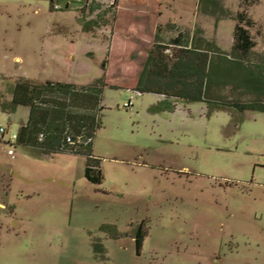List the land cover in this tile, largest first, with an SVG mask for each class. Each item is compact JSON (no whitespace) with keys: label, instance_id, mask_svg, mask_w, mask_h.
Wrapping results in <instances>:
<instances>
[{"label":"rangeland","instance_id":"obj_1","mask_svg":"<svg viewBox=\"0 0 264 264\" xmlns=\"http://www.w3.org/2000/svg\"><path fill=\"white\" fill-rule=\"evenodd\" d=\"M54 2L0 0V126L27 124V109L10 115L19 80L96 81L82 88L107 87L104 180H86L83 152L15 147L13 161L0 145V264H264V115L238 111L264 103V0ZM242 13L257 47L235 60ZM178 37L211 54L209 111L132 92Z\"/></svg>","mask_w":264,"mask_h":264},{"label":"trees","instance_id":"obj_2","mask_svg":"<svg viewBox=\"0 0 264 264\" xmlns=\"http://www.w3.org/2000/svg\"><path fill=\"white\" fill-rule=\"evenodd\" d=\"M54 3L51 0V6ZM254 26L246 14L238 16V25L233 34V59H247L256 49L250 32ZM171 45L176 50L173 56H166L161 48L150 54L134 92L142 96L164 98L163 103L204 104L209 111L211 106L206 101L205 87L211 54L185 47L181 38L174 40ZM105 89L107 87L98 85L76 88L63 84L35 85L26 80L17 81L10 115H15L18 109L23 108L29 111L30 117L27 126L18 133L15 147L38 150L48 155H81L83 152L82 156L87 158L86 180L92 185L101 186L104 180L101 161L95 159L93 145L96 134L103 129L101 115L105 111L102 107ZM258 105L255 108L243 106L238 111L241 114L252 111L264 115V103ZM2 110L3 107H0V112ZM41 136L45 138L42 143ZM69 138L75 142L81 139L82 144L76 148L70 147L67 144ZM89 141L90 144L86 146ZM142 244L140 232L136 239L138 251Z\"/></svg>","mask_w":264,"mask_h":264},{"label":"built area","instance_id":"obj_3","mask_svg":"<svg viewBox=\"0 0 264 264\" xmlns=\"http://www.w3.org/2000/svg\"><path fill=\"white\" fill-rule=\"evenodd\" d=\"M140 97H142V95H138ZM161 100H165L164 98H161ZM132 106V102H128L125 105V110H129ZM44 137L41 136L40 137V142L42 143L44 141ZM18 142V134L17 135H13L12 131H10V129H8L7 127H2L0 126V143L5 145V148L7 149V154L8 156H10V158L14 161L16 160V153H15V146ZM7 143V144H5ZM67 144L70 147L76 148V146H80L82 144L81 139H77V142L73 141V139L69 138L67 140ZM88 144H90V141L88 143H86V146H88Z\"/></svg>","mask_w":264,"mask_h":264},{"label":"crops","instance_id":"obj_4","mask_svg":"<svg viewBox=\"0 0 264 264\" xmlns=\"http://www.w3.org/2000/svg\"><path fill=\"white\" fill-rule=\"evenodd\" d=\"M68 4V3H67ZM68 6V5H67ZM66 6V7H67ZM235 28H236V26H235ZM235 28H234V30H235ZM234 30H233V33L232 34H234ZM232 44H233V39H232ZM232 47V46H231ZM71 59V58H70ZM104 79V78H103ZM94 82H96V81H93V82H90V83H88V84H86V85H70V86H75V87H79V88H82V87H88V86H90V85H92V84H94ZM46 83H55V82H46ZM58 84V83H57ZM63 85H66V84H63ZM69 85V84H68ZM128 90H129V88H127ZM134 90H132V92H133ZM158 97V96H157ZM160 100H161V98L160 97H158ZM185 103V105H194V104H192V103H188V102H184ZM200 105H202V104H200ZM204 105V104H203ZM165 112L167 113V114H169V115H172V116H175L176 115V112H173L172 110H171V108L170 109H166L165 110ZM28 115H29V117H30V113H29V111H28ZM28 121H29V119H28ZM28 121H27V124H28ZM27 124L25 125V126H27ZM24 126V127H25ZM8 127H10L9 125L7 126V128ZM12 127V126H11ZM19 133V132H18ZM17 133V134H18ZM0 145H3L4 147H5V145L4 144H0ZM2 205V204H1ZM2 206H4V205H2ZM4 209H5V206L3 207Z\"/></svg>","mask_w":264,"mask_h":264},{"label":"clouds","instance_id":"obj_5","mask_svg":"<svg viewBox=\"0 0 264 264\" xmlns=\"http://www.w3.org/2000/svg\"><path fill=\"white\" fill-rule=\"evenodd\" d=\"M1 144V143H0Z\"/></svg>","mask_w":264,"mask_h":264}]
</instances>
